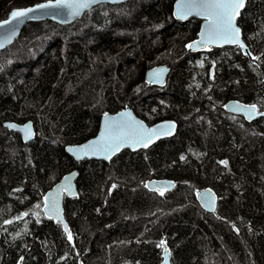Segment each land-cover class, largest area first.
<instances>
[{
  "label": "trees",
  "instance_id": "16d2710c",
  "mask_svg": "<svg viewBox=\"0 0 264 264\" xmlns=\"http://www.w3.org/2000/svg\"><path fill=\"white\" fill-rule=\"evenodd\" d=\"M42 1L0 0V20ZM173 1L28 23L0 51V264H159L163 247L173 264H264V117L245 123L223 108L236 99L264 113V0H246L237 20L250 58L237 46L188 53L200 21L172 20ZM159 64L170 68L163 91L143 81ZM126 107L147 124L174 120L175 135L107 163L66 155L103 113ZM5 121H31L34 139L22 143ZM75 168L78 194L63 200L69 240L43 203ZM153 178L175 185L151 192ZM199 187L217 194L214 215L196 203Z\"/></svg>",
  "mask_w": 264,
  "mask_h": 264
},
{
  "label": "water",
  "instance_id": "95a60500",
  "mask_svg": "<svg viewBox=\"0 0 264 264\" xmlns=\"http://www.w3.org/2000/svg\"><path fill=\"white\" fill-rule=\"evenodd\" d=\"M128 1L130 0H99V2L91 4L88 8L81 9L80 14L76 16L71 15V10L69 9H53V8L37 9L36 11L29 14V18H22L19 21L12 20L11 13L13 11L23 10L27 8H36V6L38 5L49 3L50 0L34 3L32 5L25 6V7L13 8L8 12V14L3 20H0V24L4 25L2 28H0V43L3 44V47H0V51L10 46L14 42V40L20 35L23 27L28 23L49 21L51 23H54L60 26H68V25L73 24L77 20L81 19L87 11H89L90 9L98 5H101V4L118 5V4L128 2ZM55 2L56 0H51V3H55ZM180 2L181 0L173 1L172 10H171L172 20L176 22H186L190 19H198L200 21L199 28L196 34V38L188 41L185 45L186 51L188 53L204 52L209 47L222 48L226 46H236V45L229 44V43H218V44H211L208 46L197 45L196 41H199L201 39V33L206 31V21L203 16L197 15L195 14V12H193V14H190V15H187L181 18L178 15V4ZM243 10L244 9H242L241 12ZM238 18L239 17H237V20ZM237 20H236V24L239 27ZM6 21H11V23H5ZM240 39L242 43L245 45V47L243 49H241L238 46L237 47L241 50L243 55L250 58L251 53H250L248 46L243 40L242 31H240ZM188 45H192V48H189ZM160 69H164L165 71L160 73L159 77H157L154 73L156 72V70H160ZM169 71H170V68L167 64H159V65L152 66L150 68H147L144 71L143 81L146 84L153 85L156 87H161L166 82ZM251 105L252 104H247V103L241 102L236 99H228L224 102V110L229 115H234V116L244 118V121L247 123L253 122L259 118L264 117V115H261V113L263 112L258 111L256 107L257 114L251 119H249L244 109L249 108ZM121 113H130L131 117L134 118L135 121H139L148 129L156 128L157 131L160 133L159 138L154 139L153 142L150 143L148 147L146 148L139 146V145H137L136 147H129V146L121 147L120 150L117 151L114 155H112L110 159H106L103 153H100L97 155H91V154L84 155L83 153H80L81 158L77 159L76 154H74L72 151H69V149H82L85 145H89L91 144V142L100 139L101 133L105 130V125H106L107 120H111V119L119 120L121 118V115H120ZM124 119H127V117H124ZM166 125H174V128L170 130V134H167L169 132V129L164 127ZM2 126L5 127L8 131L18 134L22 143H28L32 141L35 137V130L33 127V123L31 121H25L23 123L5 121L2 123ZM28 126H30V131H26L28 129ZM176 130H177V123L172 119H163L151 125H147L142 119H140L138 116L134 114L133 110L130 107H126L114 113H110V112L103 113L99 118V123H98V128H97L96 133L92 137L88 138L87 140L81 143L65 145L64 152L66 153L67 156H69L76 163H80L84 160H98V161L101 160V161L107 162L113 159L116 155H118L123 150L134 152V151H138L141 149H147L160 140L171 138L172 136L175 135ZM77 176H78V170L76 168L68 171L57 182H55L44 195L43 213L45 214L46 217L49 218V215H48L49 209L45 208V197L49 196V194H52V196H55L57 192L60 193L59 201H58L59 218L54 216L52 219L57 222H58V219L62 220V223L60 222L59 223L63 226V228H64V225L66 224L65 218H64V211H63V200L65 197L70 198V197L77 195V187H76ZM174 184H175V181L169 178H159V179L153 178V179L146 180L145 187L148 191H151V192L161 191V190H163V192H169L174 186ZM65 185L69 186L70 192L73 194H70L69 190L65 189ZM62 189L64 190L61 191ZM198 193H199V197L197 195ZM195 199L199 207L204 212L213 214L216 211L218 199H217V195L212 189L204 188V187L198 188L195 191ZM209 202L211 203L212 210H210L209 207L207 206ZM48 203L49 205H51V198H49ZM164 248L161 253V261L159 264H173L171 261L169 252H167L166 254L164 251Z\"/></svg>",
  "mask_w": 264,
  "mask_h": 264
},
{
  "label": "snow or ice",
  "instance_id": "6c2138e0",
  "mask_svg": "<svg viewBox=\"0 0 264 264\" xmlns=\"http://www.w3.org/2000/svg\"><path fill=\"white\" fill-rule=\"evenodd\" d=\"M97 2H99V0H56L55 3H51L50 0L49 3L38 5L36 8L13 11L11 17L12 20L19 21L22 18H29V14L37 9L49 8L69 9L71 10V15L76 16L80 14L81 9L88 8L91 4ZM245 6L246 0H181L178 4V15L183 18L195 12V14L204 17L206 21V31L201 33V39L196 41L197 45L208 46L211 44L229 43L243 49L245 45L240 39L241 30L237 26L236 20ZM5 23H11V21H6ZM3 26L4 25L0 24V28ZM0 47H3L2 43H0ZM188 47L192 48V45H188ZM253 59H259V57H253ZM164 71V69L156 70L154 74L159 77L160 73ZM244 110L249 119L257 114L256 105H251ZM120 115L121 118L119 120H107L105 130L101 133L100 139L91 142L89 145H85L82 149H69V151L76 154L77 159L81 158L80 153L84 155H97L103 153L106 159H110L121 147H136L139 145L146 148L154 139L159 138L160 133L156 128H146L139 121H135L130 113H121ZM261 115H264V113H261ZM124 117H127V119H124ZM164 127L169 129L167 134H170V130L174 128V125H166ZM26 131H30V126H28ZM221 163L227 166V161H222ZM113 187H115V185ZM65 189H68L70 192L69 186L65 185ZM63 190L64 189L61 191ZM70 194L73 193L70 192ZM160 194H164L163 190L160 191ZM59 195L60 193L57 192L55 196L49 194V196L45 197V208L49 209V219H52L54 216L59 218ZM197 195L199 197V193ZM49 198H51V205L48 203ZM207 206L212 210L210 202ZM37 207L40 206L37 205ZM25 215H27V213H25ZM58 222L62 223V220L58 219ZM64 229L65 232L68 233V239L71 240L72 236L66 224L64 225ZM163 244L164 242L161 241L160 246H163ZM164 251L167 254L168 249L165 247Z\"/></svg>",
  "mask_w": 264,
  "mask_h": 264
},
{
  "label": "flooded vegetation",
  "instance_id": "af4514ba",
  "mask_svg": "<svg viewBox=\"0 0 264 264\" xmlns=\"http://www.w3.org/2000/svg\"><path fill=\"white\" fill-rule=\"evenodd\" d=\"M146 84V83H145ZM166 84H167V80H166V82L164 83V85L163 86H161V87H157V88H159V89H161L162 91L164 90V88H165V86H166ZM148 86H153V85H149V84H147ZM156 87V86H155ZM223 108H224V103H223ZM231 116H234V115H231ZM234 117H237L239 120H241L242 122H245L244 121V118H242V117H238V116H234ZM144 121V120H143ZM160 121V120H159ZM145 122V121H144ZM241 122V123H242ZM254 122V121H253ZM146 123V122H145ZM245 123H247V122H245ZM249 123H252V122H249ZM147 124V123H146ZM153 124V123H152ZM147 125H151V124H147ZM96 133V132H95ZM157 143V142H156ZM154 145V144H153ZM148 149V148H147ZM141 150H146V149H141ZM98 161V160H97ZM101 161V160H100ZM110 161V160H109ZM109 161H107V162H109ZM104 162V161H103ZM106 162V163H107ZM200 188V187H199ZM204 188H209V187H204ZM198 188H196L195 190H194V199H195V191L197 190ZM211 189V188H210ZM213 190V189H212ZM171 191V190H170ZM214 191V190H213ZM215 192V191H214ZM216 194V193H215ZM217 195V194H216ZM217 198H218V196H217ZM195 201H196V199H195ZM197 203V202H196ZM208 214H210V213H208ZM215 214V212L213 213V214H211V215H214Z\"/></svg>",
  "mask_w": 264,
  "mask_h": 264
},
{
  "label": "rangeland",
  "instance_id": "374dc122",
  "mask_svg": "<svg viewBox=\"0 0 264 264\" xmlns=\"http://www.w3.org/2000/svg\"><path fill=\"white\" fill-rule=\"evenodd\" d=\"M130 28H132L131 26H129V24L127 23V30H129ZM199 28V27H198ZM131 30V29H130ZM113 32L117 33L116 28L113 30ZM164 94V93H163ZM164 96H166V93L164 94ZM250 132V131H249Z\"/></svg>",
  "mask_w": 264,
  "mask_h": 264
}]
</instances>
